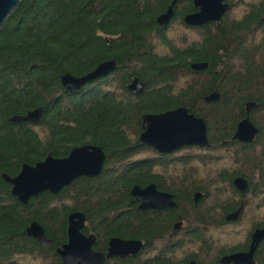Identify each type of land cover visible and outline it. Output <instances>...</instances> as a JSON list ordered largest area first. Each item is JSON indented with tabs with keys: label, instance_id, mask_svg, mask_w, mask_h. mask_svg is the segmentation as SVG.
<instances>
[{
	"label": "trees",
	"instance_id": "obj_1",
	"mask_svg": "<svg viewBox=\"0 0 264 264\" xmlns=\"http://www.w3.org/2000/svg\"><path fill=\"white\" fill-rule=\"evenodd\" d=\"M170 2L20 0L3 24L0 264H62L56 249L67 241L73 212L85 215L82 233L96 237L97 251L111 238L143 243L137 255L104 264H220L221 256L245 251L251 233L264 228V0H225L229 9L220 22L200 27L184 23L196 10L192 0H181L169 24L160 26L156 19ZM111 60L116 67L108 76L77 92L61 86L62 75L81 77ZM199 63L207 69L192 71ZM135 77L145 85L139 96L127 90ZM213 93L220 100L205 102ZM250 103L258 134L250 144L231 142ZM179 107L204 121L208 147L159 156L139 143L144 115ZM38 108L37 124L10 122ZM85 145L104 152L101 173L56 195L43 193L23 206L1 178L48 153L65 158ZM236 178L248 182L244 196L232 185ZM150 183L173 194L176 206L138 210L130 191ZM194 193L202 194L196 204ZM240 207L239 220L226 223ZM32 222L43 227L47 247L26 235ZM255 261L264 264V241Z\"/></svg>",
	"mask_w": 264,
	"mask_h": 264
},
{
	"label": "water",
	"instance_id": "obj_2",
	"mask_svg": "<svg viewBox=\"0 0 264 264\" xmlns=\"http://www.w3.org/2000/svg\"><path fill=\"white\" fill-rule=\"evenodd\" d=\"M181 0H171L166 11L158 16L156 22L160 26H167L173 17L174 6ZM20 0H0V30L10 15L17 9ZM194 13L186 15L184 23L190 27H200L207 23H219L222 16L229 9L225 0H192ZM115 61H106L99 64L90 73L73 77L64 74L60 77L61 86L69 92H77L86 84L108 76L115 70ZM192 71L200 72L207 69L206 63L192 64ZM145 85L138 78H133L127 86L131 95L139 96L144 91ZM220 100L218 93H213L204 98L205 102H217ZM255 105H246V117L235 128L231 142L239 144L252 143L258 129L249 119V113ZM42 109L38 108L28 112L25 116H14L11 123L28 122L37 124L41 118ZM139 143L152 148L159 154L168 155L185 147H208L206 125L201 118L195 117L184 107H179L160 114H147L141 119V134ZM105 163V154L100 147L85 145L73 147L67 157L55 158L50 153L45 159L34 166L23 164L15 177L1 175L2 180L10 186V194L15 201L25 206L31 198L43 193L58 194L75 180L85 177L98 176ZM235 190L244 196L248 191V182L243 178H236L232 182ZM131 197L138 204L139 210H160L175 207L172 197L159 193L154 185L146 188L134 186L130 191ZM202 198L201 193L193 196L194 204ZM242 208L228 214L226 223L237 222L241 216ZM86 218L82 212H73L67 218V241L56 253L61 258L62 264H104L106 260L117 257L124 259L135 256L143 248V243L138 240H123L111 238L107 243V251H94L96 242L94 235L85 236L82 230L85 227ZM181 223L174 226L178 230ZM28 237L36 240L42 248L47 247L43 227L32 222L26 228ZM264 241V228L255 229L250 235V243L247 251H237L223 255L219 258L220 264H256L255 253L259 245ZM188 264H198L191 260Z\"/></svg>",
	"mask_w": 264,
	"mask_h": 264
},
{
	"label": "flooded vegetation",
	"instance_id": "obj_3",
	"mask_svg": "<svg viewBox=\"0 0 264 264\" xmlns=\"http://www.w3.org/2000/svg\"><path fill=\"white\" fill-rule=\"evenodd\" d=\"M149 148V147H148ZM185 148H188V147H185ZM185 148H182L181 150H183V149H185ZM152 149V148H151ZM153 150V149H152ZM181 150H179V151H176V152H174V153H172V154H168V155H163V154H159L158 152H156L155 150V152L157 153V155H159V156H170V155H174V154H177V153H179V152H181ZM67 157V156H66ZM169 172V171H168ZM163 177L164 178H166L167 177V175H163ZM149 185H154L155 186V189H156V191L157 192H159V193H163V194H168V195H170L171 197H172V201L175 203V206H176V201H175V199H174V196H173V194H171L170 192H167V191H164V190H161V189H159V188H157V186L155 185V184H153V183H150V184H147L146 186H143V187H140V188H146L147 186H149ZM195 194V193H194ZM194 196V195H193ZM134 200V199H133ZM135 202V201H134ZM193 203H194V201H193ZM135 204L137 205V208H138V204L135 202ZM174 208V207H173ZM166 209H171V208H165V209H160V210H153V209H148V210H144V211H162V210H166ZM139 210V209H138ZM141 211H143V210H141ZM178 224V223H177ZM176 225V224H175ZM181 228V227H180ZM86 236V235H85ZM88 236V235H87ZM96 243V242H95ZM108 243V242H107ZM249 243H250V241H249ZM249 243H248V246H249ZM95 245V244H94ZM94 245H93V250L94 251H97V250H95L94 249ZM248 249V248H247ZM247 249L245 250V251H247ZM107 251V244H106V247H105V249L103 250V251H100V252H106ZM114 258V257H113Z\"/></svg>",
	"mask_w": 264,
	"mask_h": 264
},
{
	"label": "rangeland",
	"instance_id": "obj_4",
	"mask_svg": "<svg viewBox=\"0 0 264 264\" xmlns=\"http://www.w3.org/2000/svg\"><path fill=\"white\" fill-rule=\"evenodd\" d=\"M177 171H178V167H177L173 172H177ZM169 174H170V173H169ZM171 174H172V171H171ZM246 228H247V227H246ZM246 228H245V230H247Z\"/></svg>",
	"mask_w": 264,
	"mask_h": 264
}]
</instances>
